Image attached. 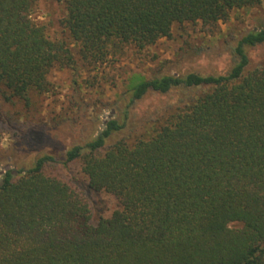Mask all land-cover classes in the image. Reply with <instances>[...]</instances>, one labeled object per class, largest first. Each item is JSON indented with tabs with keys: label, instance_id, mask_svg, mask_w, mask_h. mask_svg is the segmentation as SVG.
<instances>
[{
	"label": "trees",
	"instance_id": "16d2710c",
	"mask_svg": "<svg viewBox=\"0 0 264 264\" xmlns=\"http://www.w3.org/2000/svg\"><path fill=\"white\" fill-rule=\"evenodd\" d=\"M57 2L50 38L32 19L37 0H0L3 102L50 93L51 70L77 71L73 49L105 64L174 25L215 27L261 0ZM263 46L264 17L230 46L226 73L136 77L119 118L82 144L19 169L0 159V264H264V55L252 57ZM149 94L175 100L139 115ZM72 164L86 192L114 199L109 217L95 218L85 189L60 176Z\"/></svg>",
	"mask_w": 264,
	"mask_h": 264
},
{
	"label": "rangeland",
	"instance_id": "374dc122",
	"mask_svg": "<svg viewBox=\"0 0 264 264\" xmlns=\"http://www.w3.org/2000/svg\"><path fill=\"white\" fill-rule=\"evenodd\" d=\"M63 15V5L57 0H37L32 19L45 26L48 36L54 38L60 32ZM263 17L264 0H261L249 10L232 11L227 22L215 27L174 25L170 37L158 40L148 49L138 52L126 48L119 56L96 66L84 63L73 49L77 71L51 70L50 93L31 96L28 106L22 101L6 103L0 97V159L19 169L34 154L60 155L67 147L82 144L96 133L104 119L113 115L119 118L120 110L128 102V85L136 77L149 79L161 68L165 73H226L233 63L230 46L245 32L259 26ZM64 38L68 41L66 34ZM263 55L264 46L255 50L252 57L257 61ZM174 100L172 95L149 94L141 101L137 113ZM69 169V173L62 171L60 176L86 192L80 166L72 164ZM86 194L95 218L100 214L110 216L115 207L111 196Z\"/></svg>",
	"mask_w": 264,
	"mask_h": 264
}]
</instances>
